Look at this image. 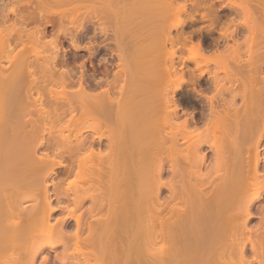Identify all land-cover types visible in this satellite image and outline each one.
Here are the masks:
<instances>
[{
    "label": "bare ground",
    "instance_id": "6f19581e",
    "mask_svg": "<svg viewBox=\"0 0 264 264\" xmlns=\"http://www.w3.org/2000/svg\"><path fill=\"white\" fill-rule=\"evenodd\" d=\"M32 1L36 3L34 7L37 10L35 9L36 11H34V12H33V10H31L30 15L28 12V16L31 17L35 13L36 15H34V16L37 17V14H38L39 19L40 18L44 19V23L50 22V19H47L48 17H50V15H58V16L64 17V18L67 17V18H69V23L72 24L73 22H75V20L78 17H82V16L84 17L85 14L86 15L91 14L95 18L98 15L102 14V16L106 17L108 24L110 21H112L111 23L114 24L113 28L115 27L113 30L114 32H115V29H116V31L123 32L124 30L128 29L130 27V25L133 26L136 23L135 22L136 20L134 21L135 23L133 21L131 22V20L133 17L132 14H134V13H132V10H136L137 7L134 9L133 7H131V5L135 6V4L136 3L138 4V2H139L138 0L135 2L133 0V2L135 3V4H133V3H131L132 0L130 2L128 0H27V3L32 2ZM75 1L78 3L75 4L74 3ZM141 1H142L141 3L143 4L142 6L143 7L145 6L144 9L147 11V12L144 11L143 12L144 14H142V16L143 15L146 16L143 20L141 19V21L144 22V24L141 21H140V23L138 21V23L142 24L143 26L147 25V24L149 25L152 22V20L154 18H156L157 15H158V17L160 15V17L162 16L164 18V16L168 14L167 17L170 18L169 15H171L172 13H177V14H173L171 17H174V15L179 16L182 12H185L187 9L185 2L180 3L179 1L176 2V0H141ZM228 1L231 2V4H232V2H233V4L238 3L237 5L239 6V8L241 7V10H246L248 8L246 6L248 3L246 5H244L242 0H239L237 3H236V0H228ZM246 2H248V1H246ZM11 6L8 7L9 8L8 11L10 10V12L16 13L15 8H17V7H15V4L13 5L15 8L14 7L11 8ZM148 8H150V10ZM144 9H142V10H144ZM127 10H129V11H127ZM162 10H163V12H162ZM165 10L167 12H164ZM247 10L249 11V9H247ZM20 12H21L20 10L17 12V14L19 13L18 14L19 17H21V14H22V13L20 14ZM126 12L128 13V15H126L127 14ZM138 12H140V11H138ZM130 15H131V17H129ZM139 16L141 17V15H139ZM5 17H6V15H5ZM35 17H33V20ZM167 17L165 16V18H167ZM193 17L194 16L192 15V18ZM246 17H248V16H246ZM133 18L135 19L136 17H133ZM36 19L38 20V18H36ZM36 19L34 21H36ZM62 19H60V20H62ZM17 20H19V19H17ZM30 20H31V18H30ZM45 20L46 21L49 20V21L45 22ZM106 20L104 21V23H106ZM159 20H156V21H159ZM248 20H250V19H248ZM16 21L15 20L13 22L9 21L10 22L9 24L8 23L3 24L2 27L0 28V62H1V60H7L9 62L8 66H10V64L12 65V67H10L11 68L10 70L8 69L9 67L6 68L8 70L7 71L6 69H4L5 66L2 65V63L0 64V84H1L0 86L4 90H6L8 85H11V86L13 85L15 90H16L15 93H17L16 94L17 96L13 95L14 97H16V99L11 98L12 92L10 93L11 96L9 99H6L7 96L5 97L6 101L2 100L4 98H2V99L0 98V117H2L4 120V121L3 120H1V121H3V123L5 122L7 125L6 126L7 128L3 127V123H1V121H0V124H2L1 125L2 127L0 126L1 127L0 129L3 130L4 128H6V130H9L8 132L6 131L7 133L5 132L6 134L4 135L5 141H7L6 142L7 145L5 144V148H4L5 149V154H4L5 158L0 159V168H1L0 170H2V174L0 175V264H34L35 255L38 253H41L44 250V248L52 249V248H54L60 244H63L65 246L64 251H66L67 250L66 245L69 241L68 239H70L71 236H73L75 238V240L80 243L79 245H81L77 249V251L80 253V257H79L80 259L77 258L79 260L78 261L79 264H92L93 262L91 261L92 260L91 258L93 257V260H94L95 259L94 257L97 256V252H98V259H97V257H96V259L99 261V262H97V264H109L108 261L106 260L107 259L106 256H107V254L109 255L108 252L110 250V248H109L110 247V238H109L110 236H109L108 232L111 230L112 226L110 227V225H109V223L111 221H108V214H109V212H110V214H113V213L115 214V212H118V210L120 211L121 209H119V207H118V210L112 213V209L114 211L115 206H118V204H116L115 206L113 204L116 202L115 200H117V199L119 200V202H120V200L121 201L124 200V199H120L121 196L126 197V193L124 195H121L124 192H126V188H125L124 184L125 185H127V184L123 180V179L126 180V177L123 178V175L125 176L127 174V173L126 174L124 173V172H126V168H125L124 172H123V170H122V172H120L119 169L120 168L122 169L123 166H121V164L123 165L124 160L125 159H126V161H128V160H127V158H125L122 163L121 162H119L118 164L116 163L118 160V155L121 153H119V154L116 153V151L119 152L120 149H115V147L117 146V148H119L118 146L122 145V144H124V145L120 147L121 150L124 151L128 145L129 147L126 149L127 153H128V149H130L129 151L131 152V146H132V151L134 150L133 153H135V150H138L141 157L144 155L143 156L144 163L139 168L137 166V168L139 170H142V173L144 176V177L140 176L141 178H143L142 182L144 181L141 184L142 187H140V190L144 191V189H145L144 193L146 195H144V196H146V197H144V199L146 198L148 203H149V204L145 203L146 205L148 204L147 206L150 207L152 205L153 207H157V204H162V206H164L163 202H165L166 199H163V202H161L159 200V192L164 187V188H168V190L170 192V196H173L175 199L176 198L182 199V206L179 204L180 202L178 201L179 203L174 202V204H172V206H171L172 208H174V207L178 208V206L181 208L184 207L183 205H185V204H183V202L185 199L183 200V197L187 193V196H189V198H193L195 203H196V205H195V203H193V205L196 208L194 206L193 207L195 209H199V208L201 209V210L199 209V211L201 213L200 214L201 217L203 218V221H201V223H200V225L202 226V222H203V226L200 227L201 230L199 228H197L200 233L198 232V234H197L198 236L196 235L197 241L196 242L193 241L195 243V244L193 243L194 244L193 247H189L187 245L189 243H186V245L184 244L183 246H180L176 242L178 247H174L173 244L171 245L168 241V236H167V235H169V232L167 233V231H166V221L165 220H167V219L159 218V222L157 221V223H159L158 226L160 227L159 229H157L159 232L155 231L154 233L156 235H157V233H159V236H160L159 239H161V244H160V246H157V245L156 246L160 249V251H159V253L156 252L158 254L157 258H155V256H156L154 253L155 251L153 252L154 254H150L152 256H148V258L151 259V260H149L147 258L146 262L148 264H251L252 261L245 256L246 237L244 236L245 235L244 229L246 228L245 227V223H247L246 221H248V219L251 217V205H252V203L261 198L262 192L264 190V181L260 178V173L258 171V165L260 162V158H259L260 154H259L258 144L261 142V139L264 137V94H263L264 89L260 86H256V83L258 84L259 81L260 82H261V80H262V82L264 81V76L259 75V73L257 72V66H258L257 64L258 63L256 64V61L257 62L261 61V59L264 61V51L262 52L261 50L258 49V51L252 52L250 50V52L248 54V56H250V61L251 62L255 61V64L252 63L254 65V70H252V68L250 69L253 72L252 73L249 72L250 74L243 75V78L241 81V95H242V101H243L242 107H241V105L240 106L236 105V103H235L236 94L235 93H233L231 95V98L224 100L223 105L220 107V109L216 108V106H213L214 104L211 103L212 108L210 109L211 112H209L210 114L206 120L207 121L206 127L203 130L192 131V130L188 129V120L186 117L183 120L178 121V122L175 120V116H177V110L179 108V104L177 103L176 99L174 98V93L176 92V90H178L181 87L182 83L185 82L186 80L183 76V73H178L177 68L174 65V57L176 56L177 48H175V42L176 41L173 37H171L172 35L170 34L171 26H169V28L167 27V31L164 29V27H163L164 25L162 26V24H161V30L159 29V27H158V29H155V30L153 29L155 32H152V34L154 35V38H157V39H153L152 38L153 35L151 33L148 34L150 37L146 34L148 37L147 39H150V40L146 41V39H144L145 40L144 43H146V42L147 43L146 44L143 43V45L141 44L142 46L139 45V43L137 42L139 40L136 41V38L134 37L135 41L137 42L136 46H134V48L136 49L137 44H138V48H139V46H141L139 48V50L137 49L138 53L137 52L134 53V48H129L130 46L128 47L129 49H131L129 51L130 52L133 51V52L132 53H129V52L125 53L123 46H122V42H121L123 40V38L122 39L120 38L121 41H119V39L116 40V44L118 47V56L120 57V60L124 59L123 68L121 67L122 71H123V73H122L123 83L120 85V88L118 90V92H119L118 94L122 95L123 93H126V95L125 94L122 95L123 97L122 96L120 97L119 95H118L119 96L118 97L116 95L118 97L117 101L119 102V99L121 101V102H119L120 103V105H119V103L117 104V101L115 99L117 97H115L114 99L111 98V94H110V90H109V88H110L109 86L111 84L109 82H108V84H106V87H104L100 90L101 92H98V91L97 92L96 91L91 92L90 90L86 89V87L81 82L82 80L78 83L77 90H75V91L71 90L70 91L68 88H66V86H67L66 81L67 80L65 78L68 76L69 71L66 69H63V68H62L63 70L60 69L58 66H56V62H55L56 58H57V54H58V49H59L57 46L58 44L56 42L58 41L57 38L59 36L57 37L55 35L57 37L56 38L54 36L56 39L52 38L50 40H44L45 27H41L40 26L41 24H39V23L37 24L35 22L36 23L35 26H33L32 29L30 27H28L29 28L28 29L25 27V25L24 26L19 25ZM20 23L22 24V22H20ZM61 23L62 22H60L59 26H58L59 31L62 30V32L63 31L65 32V27L63 26V23L62 24ZM138 23H137V27H138ZM166 23H165V25H166ZM184 23H185L184 20L183 19L181 20V18H180V20L176 19L174 24L172 23V26L173 25L174 26H178V25L180 26V25H183ZM249 23H251V22H249ZM153 24H154L153 27L160 25L159 23H157L156 25H155V23H153ZM101 25L103 27L105 25L109 26L107 24H101ZM134 26L131 28H134ZM253 26H255V23H253ZM162 27H163V29H162ZM246 27H248V26H246ZM105 28H103V29H105ZM103 29H101V30L103 31ZM107 29H109V28H107ZM248 29H249V27H248ZM250 29H252V28H250ZM135 30H136V28H135ZM153 30H151V31H153ZM157 30H158V32L156 33ZM255 30L256 29L253 28V31H255ZM137 31L139 33V30H137ZM147 31H148V29H147ZM255 32H253V34L250 36V41H248V42H250V44H248V45H251V44L253 45V44L260 42L261 38H258V36H260V35L256 36ZM138 33H136V34H138ZM115 34H116V36H118L117 32H115ZM123 34H126V33H123ZM144 34H145V32L143 33V35ZM143 35L141 37H144ZM126 36H127V34H126ZM137 36L140 37L139 35H137ZM145 38H146V36H145ZM128 39H129V37H128ZM152 40H154V42H152ZM156 40H158V41H156ZM135 41L133 43H135ZM179 41L180 40H178V42ZM139 42H141V41H139ZM167 42L168 43L170 42V47L168 49L166 48ZM18 44H20L21 46L19 49L18 48L16 49L15 46H18ZM40 44H43L42 46H45L44 47L45 49L46 48L48 49L50 46L53 47V49H52V51H48L49 49L48 50L44 49V51H42L41 47H40L41 50L39 49ZM133 45H135V44H133ZM160 45L163 46V48L165 47L167 50L166 51L167 55L161 52L162 55L163 54L166 55V57L164 56V58H166V59L163 58L164 60H167L166 63L161 62L162 66L161 65L159 67L157 66L156 70H155V67H156L155 66V63H156L155 59H152L149 62H147L148 64L151 63L150 68H149L148 64H147L148 66L144 65L143 63L146 62L145 58L148 60L153 55H155L156 52L158 53V54L156 53L157 56L160 54V52L158 51L159 47L161 48ZM73 46H75V45H73ZM76 47H77V44H76ZM131 47H133V46H131ZM198 47H200V42H198L196 44H192V46L189 48V54H190L189 58L195 62L196 67H200L202 65V63L206 65L209 62H215L217 64V66L220 68V70H222L225 73V78L227 77L228 79H230L229 74L233 71V69H231L228 66V59H230V58L233 59V57H235L236 55H239L238 52L236 51V49L233 50V53L231 55L222 54L220 56L221 58L218 57V59L213 60L212 58L208 57V55H203L201 52H199ZM256 47H258V46H256ZM150 49L152 50L151 51L152 53L150 52ZM153 49H155L157 51H155ZM159 50L162 51L163 49L161 48ZM141 51L143 53L140 54L139 52H141ZM145 51H146V53H145ZM31 55L33 56L32 59L34 61L33 60L32 61L34 63H35V61L40 60V58H42L41 62H43V65L42 66H41V64H40V66L38 65L39 66L38 69H40V67H41V69L44 70V72H45L44 74H46L47 77L45 75L44 76L46 77L47 81L49 80L48 82H50V81L56 82L54 76L58 72V71H56L57 67L61 70L58 72L60 82L58 81L59 78L57 79V81H58L57 83H60V86L58 85L59 89H57L56 87L55 88L49 87L48 93L52 98H54V100L58 99L59 97H61V98L65 97L66 98V99L64 98L66 100L64 102L67 104V108H69V109H67V108L66 109H67V111L70 110L69 112H70L71 116H70V118L68 117V119L65 122L60 123V121H59L60 116H61L60 112H61L62 107H59L60 110L58 113L57 103L55 104L56 106L55 105L53 106L51 104L52 105L51 107H48V108L45 107L46 109L43 108V104L41 103V100L44 96L42 95L43 96L42 97L40 95L41 94L40 92L37 93L36 97H33V103L35 105H38L39 108H41V110L38 109V111L39 110L41 111V112L39 111L40 115L38 114L39 115V116L37 115L38 117L31 115L30 109L28 110L27 108H25L26 106L23 105L24 103L21 104L23 106L16 107L17 106L16 104L18 102H19V104L21 103V99H22L21 95L24 96L23 97L24 99H25V96L27 98L32 99V97H30V96H33V95L31 94L32 92L31 93L29 92V88H31V85H32V83H34V81L35 82L38 81L37 80L38 76L34 75L35 74L33 72L34 69L33 70L31 69L28 71L26 70V69H29L27 67V65L31 63V60L29 58ZM141 55H143V56H141ZM141 57L142 58L144 57V58L142 59ZM141 59L144 60V62H142V64H141L142 66L139 65V63L141 62L139 60H141ZM158 60L159 59L157 58V65H159ZM137 61H139V63ZM41 62H38V63H41ZM134 63H135V66H134ZM137 65L139 67L136 68ZM24 66L27 67L25 69L26 71L25 70L22 71ZM28 66H30V65H28ZM6 67H7V65H6ZM145 67H147L149 70ZM17 68L18 69L21 68V69L17 70ZM151 69L154 71V73ZM5 70L7 73H5ZM20 70L22 72H24V71L28 72V73L24 72L25 76L29 75L28 78L31 77L29 79L26 78L27 81L29 80V82H28L29 84L26 87H24L25 76L22 77V75L24 73H22ZM43 70H41V71H43ZM134 70H136V71H134ZM142 70H145V72ZM17 72H18V74H17ZM136 72H138V73H136ZM143 72L145 74H143ZM151 72H152V74H151ZM203 72H204V70L200 71V73H203ZM58 73L56 76H58ZM257 73H258V75H257ZM20 74H22V75L19 76ZM139 74L142 77L139 76ZM149 74L151 75L150 78H149V76H150ZM213 76L215 79L216 87H221L222 85H221L220 81L216 78L215 73L213 74ZM135 77L137 78L136 79L137 81L135 80ZM139 78L141 80H142V78H144V79L146 78V79L145 80L143 79L142 80L143 83L141 84V82H140L141 80ZM147 78H148V80H147ZM42 79H44V78H42ZM44 81H45V79H44ZM171 81L173 82V84L170 83ZM135 82L138 84L135 85L134 84ZM146 82L147 83L149 82V83L147 84ZM139 84H140V86H139ZM169 84H172L174 86H172V88L169 89L168 88ZM5 85H7V86H5ZM2 88H0V89H2ZM4 90L0 91L1 94L4 92ZM7 91L8 90H6V92ZM38 91H39V89H38ZM69 91H70V93H72V91H73L75 94L72 93V95H69L68 94ZM3 94L7 95V93H3ZM2 95H0V97ZM48 100H50V99L48 98L47 101ZM113 100H115L114 104H113ZM126 100H128V101L126 103H124L125 104L124 105L123 102ZM210 100H211V102H213L212 97H210ZM42 102H43V100H42ZM62 102H63V99H62ZM115 102H116L117 107H119L121 109L126 108V109H128L127 112H129V111L131 112V113L129 112L130 113L129 116L126 114L127 117L124 118L125 120H123V116L125 115L124 113H127V112H125L124 109H122L123 112L121 113L119 111V108H116L117 109L116 111L121 113V114L116 113V111H115V113L111 111V108L116 107ZM26 103H27V105L29 104L27 107H30V104L32 102H30V103L26 102ZM131 103L133 105H131ZM121 104H122V107H121ZM128 106H129V108H128ZM133 106H135V107H133ZM76 107H78L80 109H78ZM130 107H131V109L134 108L133 110H135V109L136 110L132 111V110H130ZM63 109H65V108H62V110ZM75 109L80 110L78 112V113H80L79 115H77L78 113L77 114L74 113ZM53 111H57V115H54ZM62 112L64 113V111H62ZM76 112H77V110H76ZM111 113H113V114H111ZM27 114H30L32 116L31 120L33 119V117H37L39 119L35 118V119H33V122L31 123V120H30V122L27 120L29 118V117H26ZM120 115H122V118L120 117ZM13 117H17V118L13 119ZM17 119H19V120H17ZM57 120L59 121L58 122L59 124H57ZM61 120H65V119H61ZM8 121H10V122H8ZM14 121H16V122L14 123ZM45 121L49 122L48 123L49 124L48 125L49 126L48 132H51V129H53V128H56L60 131V132L58 131L59 135H57L56 137L60 136L63 143L65 144L67 149L69 148V150L71 149L70 146H72L74 143V141L72 143V138L70 137L71 135L69 133H71V131L73 129H77V131L82 132L81 130H78V129H81L84 126L85 127L88 126L91 129L97 130L95 137H97L99 140L102 139L103 137L107 138L109 155L115 156V157L117 155V158H116L117 160H114L113 157H110V158H113V160L115 161V162H112V164H111V167L113 168V172L114 171L118 172V170H119V172L116 174L122 175L121 176L122 179H119L120 175H119V177L117 176L119 179L118 181L120 183L115 187V190L117 192H119V194L116 192V194H117L116 196L118 198L116 196L113 197V194H112V203L113 204L112 205L110 204L112 207V209L110 207L111 211H110V209L106 208L107 209L106 212L104 214H102L100 217H97L95 219L97 224L99 223V225L101 226L100 228L98 227V229H97L96 225L93 227V224L91 226V222L87 221V219H85L81 213L75 214V209L77 208V206L82 204V202L87 198H90V201L92 202L90 208L93 209V207H95V210L99 209L103 205L102 202L104 199H107L106 201H108L107 195L103 196V193H101V186L103 184V181H104V183H106L105 182L106 180H102L103 166L101 164V160L106 159L108 157L107 154L105 155L107 150L103 154L102 152H100L99 149H98L99 151L94 150V148L92 147L91 144L88 146L89 148H87V150L85 152H83L81 156H79V159H78L79 165L77 166L79 174L77 176L78 177L77 179L81 180V182H82V180L85 181L87 179V178L85 179V176H84V172H85L86 168L91 169L89 167H92V169L93 168L96 169L97 175L94 177V179L91 178V180H94L93 183L96 181V184L94 183V186L96 185V189L95 188L94 189L97 192H98V187H100L99 188L100 192H98L99 196L95 191H94L95 194H91L92 193V191H91V193H90L91 195H87V193L89 194V191H87V190H89V187L87 190L85 188H87L88 185L90 186V184H88L89 182L87 183V186L83 184L86 187H82V189H81L80 188L81 184H80V187L77 189V191H75V192L71 191L73 194L71 199L73 200L74 207L69 208L68 212H67L68 215L66 214L65 216L73 217L75 220L76 227H75L73 233L65 231L61 227L65 217L63 219H60V222H58L59 221V219H58L57 222L60 224L55 225L56 223L55 224L50 223V214H51V212H53L55 210V208L52 207L50 204V200H49L47 189H46L45 176H46V174H50L49 172L52 170V168L50 167V164H49L50 162L48 163V161H50L52 159V156L47 154V153L45 155H42V156L39 155L38 156L36 154V151H35V148L37 146L41 145L44 141L43 135H40V134H42L40 132L43 131L42 127L45 126ZM5 123H4V125H5ZM124 123L127 126H125ZM55 125H57V127ZM27 127L29 129H27ZM39 128L40 129L42 128L41 131L39 130ZM226 128H229V129H227L225 131ZM257 128H258V130L259 129H261V130H259V132L255 136V134L257 132L256 131ZM64 130H66V132L67 131L68 132L63 133ZM120 130L121 131L124 130L123 131L124 133L121 132ZM115 131H116V135H115ZM127 132H128V136H125V135H127ZM29 133L31 136L29 135V137H28ZM78 133L76 135H74L75 137H73V138L77 139ZM120 133H122V136H120L121 135ZM3 134L4 133H2L0 135V137H2ZM53 136H54V134H53ZM113 136L114 137L116 136L115 138H118V139H120L121 137L123 139L125 136V138H124L125 140L123 139V141H125V142L115 145L114 141L116 139L113 140V138H114ZM27 137L29 139L26 141H29V140H32V141L27 142L28 144L25 142V144L29 145V148H32V151H28V154H25V158L27 159V157H28V160H26L25 158H23L24 160L23 159L20 160L22 158V156L24 157V155H23L24 153L22 154V156H20V154H19V156H20L19 157L18 156V150L20 153V149L26 148V147H24V145H25L24 141H25V138H27ZM4 138L2 137L1 139L3 140ZM92 138H93V136H92ZM128 138H130V139H128ZM134 138L136 140H133ZM166 138H168L169 139L168 142L171 143V144L169 143V146H168V144L167 145L165 144V146H168V147L164 146V143H167ZM179 139H184V141L186 140L187 143L190 141V143H189L190 144V146H189L190 152L188 149L187 150L188 152L186 153V150H185V154H184V150L182 151V149L180 148ZM57 140H58V138H57ZM77 141L79 142V145L81 144L82 147H84L83 145L85 144L86 140H83V138H80V139H77ZM206 141L209 142L208 145L209 144L211 145V149L213 151L214 156H213V162H211V164L208 167V169L206 170V172H202L201 171V165L204 163L205 155L201 153L200 147H202V145L204 143H206ZM86 142H88V141H86ZM3 143H5L4 140H3ZM0 144H1V141H0ZM2 146H4V145H2ZM124 147H125V149H124ZM24 149H22V150H24ZM26 150H27V148H26ZM23 152H25V151H23ZM29 152H31V153H29ZM130 152L128 153V155L130 154ZM228 152L232 155L231 157L233 158L234 161L232 160V158L230 157ZM114 153H116V154H114ZM7 154H9V156ZM111 154H113V155H111ZM136 154H137V151H136ZM136 154H134L135 157H133V156L132 157L136 158L137 157ZM26 155H27V157H26ZM28 155H30L31 157L33 156V157L29 158ZM104 155L107 157L104 158ZM183 156L184 157L185 156L191 157V163H192L193 167L196 166V169L193 168L190 171L189 180L186 179V181L182 180V178H181L183 176V169H182L181 165L176 163V161H180L179 159L182 158ZM93 157L95 159L99 160V163H89L88 162L89 159L93 158ZM138 157H139V154H138ZM145 157L149 159L148 160L149 162H147V160H145L146 159ZM41 159L42 160L45 159L46 160L45 162H47L49 165L47 163H46L47 164L46 166L44 164L42 165L43 161ZM120 159H121V157H120ZM136 159L134 161H136ZM38 160H41L42 162L38 161ZM129 160H131V159H129ZM141 160H142V158H141ZM166 160H169L172 162L171 163L172 164V166H171L172 172H173L172 175L173 176L177 175V174H178V176L180 175L178 177V179L169 180V182L162 180L161 174H162L164 162ZM263 160H264V155H263ZM137 162H140V160ZM58 164H61V163L58 162ZM119 164L121 167L119 166ZM174 164H177V166H174ZM141 167H142V169H140ZM221 168L225 169L224 173L218 172V171H220ZM138 169H136V172H135L136 174L138 172ZM215 171L218 172L219 174L220 173L222 174V175L220 174L221 178L219 177L220 180L216 183L214 181V176H215V174L218 176H220V175L217 174ZM43 172L44 173L46 172V174L43 175L42 174ZM122 173H124V174H122ZM110 174H111V170H110ZM117 177H116V179H117ZM204 177H205V179L207 178L206 183H204L205 182ZM173 178L174 177L171 176L170 179H173ZM112 179H113V182L115 184H117V182L114 181L115 178H112ZM74 180H76V179H74ZM91 180H88V181H91ZM140 180L141 179H139V182H140ZM200 180H203L204 184L201 183L202 181H200ZM108 181L111 182L110 179H108ZM75 182L76 181H74V184H76ZM121 182H124V183H121ZM90 183H92V182H90ZM69 185H71V184H69ZM121 185L123 186L122 189H121ZM208 186H211L210 189H208V190L205 189V187H208ZM66 188H68V187H66ZM118 188H120L122 191ZM79 189H80V192H79ZM32 190L33 191L34 190L39 191V193H38V191L37 192L34 191V194L33 193L32 194L35 195L34 197H37L38 199L41 200V202H40L41 204L40 205H37V204L34 205L33 204L34 207L32 206L29 209H28V207L27 208L20 207V205H22V204H20V200L23 198L26 199L27 197H29ZM81 190H84V192L85 191L86 192L83 193ZM68 192L69 191H67V192L65 191V194ZM100 194H102V195H100ZM188 194H190V195H188ZM190 196H192V197H190ZM140 198H141V196H140ZM146 199L144 201H146ZM196 199H198V200H196ZM150 202H152L153 204H156V205L154 206ZM141 203H142V201H141ZM143 205H142V207H143ZM108 206H109V202H108ZM162 206H160V207H162ZM144 208H145V206H144ZM147 208H145V209H147ZM150 208H149V210H152V207H150ZM157 208H159V206ZM194 208H192L191 210H193ZM210 208H213L214 211L212 212V209H210ZM145 209H144V211L142 209V211L144 213L143 218L144 217L147 218V216H148V215L146 216L147 213H145L146 212ZM149 210L147 209L148 212H149ZM170 210H172V209H170ZM193 211H192V213H193ZM195 211H194V213H195ZM151 213H152V211L148 214H151ZM189 213H191V212L187 213L188 216H189ZM8 215H10L11 217L9 216V218H8ZM194 215H196V213ZM263 215H264V213H263ZM115 216L116 215H114L113 217H115ZM150 216L151 215H149V217ZM152 216H154V215L152 214ZM98 218H99V220H98ZM145 218H144V220H145ZM202 218L199 219V222H200V220H202ZM8 219H10V220H8ZM261 219H262L261 220V222H262L264 219V216H262ZM152 220H153V218H152ZM237 220H239V221L236 222ZM184 221H186V220H184ZM148 222L150 223L149 220H148ZM153 223L151 225L152 226L151 229H153V225L155 224V223L154 224ZM150 224H148V225L150 226ZM114 225L115 224H113V226ZM55 227H58V228L56 229ZM85 227L87 228V234L82 236L81 233ZM115 227H116V225L114 226V228H112V230L115 229ZM146 227H148V226H146ZM260 228H261V225H258V227L255 228V231L256 230L258 231ZM93 229L94 230L97 229V232L93 231ZM197 229H196V232H197ZM248 232H249V230H248ZM257 233H258V235L256 234L255 235L256 237L253 238L250 236L251 238L250 237H249V239L247 238V241L250 240V242H251V248L253 249L254 254L256 256L257 263L258 264H264V233H261V232H257ZM172 234L170 233V235H172ZM180 234H181V232H180ZM232 234H234L233 238H231ZM156 235H155V237H156ZM194 235H193V237H194ZM179 236H178V238H179ZM247 236H249V235H247ZM169 238L172 239L171 236H169ZM92 239H94V240H92ZM186 239H187V237H186ZM154 240H155V238L153 239L152 242H154ZM90 241H91V243H93L94 246L96 244V246L98 248L97 249L95 247L98 251L93 253L94 256L91 254L92 252L91 253L89 252V250L91 251ZM156 241H157V239H156ZM178 241H180V240H178ZM170 242H171V240H170ZM153 244H155V243H153ZM176 244H175V246H176ZM151 245H152V243H151ZM88 246H90V249ZM145 246H144V248H145ZM141 247H140V250H142ZM138 249H139V247H138ZM147 249H148V247H147ZM151 249H153V248H151ZM143 251H145V249ZM147 251H148L147 253L149 254V250H147ZM73 252H74V250L71 251V253H73ZM68 253L69 252L66 251V254H68ZM142 253L140 254L141 257H142ZM150 253H151V251H150ZM143 254H145V252ZM146 254H145V257H146ZM60 255H63V254H60ZM60 255L57 256V254H56L55 257H57L59 259V257H61ZM192 255L194 256L193 261L191 259ZM103 257H105V259ZM180 257H182V258L180 259ZM226 257H229L230 260L225 261ZM45 259H46V257L43 258V260H45ZM154 259H156V260H154ZM143 260H145V259H143ZM148 260H149V262H148ZM113 261H115V260L113 259ZM111 262H112V260H111ZM146 262H145V264H147ZM114 263L120 264L121 261L116 260Z\"/></svg>",
    "mask_w": 264,
    "mask_h": 264
},
{
    "label": "rangeland",
    "instance_id": "374dc122",
    "mask_svg": "<svg viewBox=\"0 0 264 264\" xmlns=\"http://www.w3.org/2000/svg\"><path fill=\"white\" fill-rule=\"evenodd\" d=\"M128 1L130 2L131 0H128ZM135 1H137V0H134V2ZM138 1L139 2H138V4L136 3L137 4L136 5L133 2V0H132L131 3L135 4V6L131 5V7H133L134 9L136 7L137 8H136V10H132V13H134V14H132L130 12L133 17H136L135 19L132 17V20H131V22L132 21L134 22L136 20L135 21L136 23L134 22L136 25L133 23L136 27L132 24L134 26V28H131L133 26H131L129 24L130 27L128 29L124 30L123 32L116 31V29H115V32H117L118 36H116L115 32L113 31L115 27L113 28L114 24L111 23L112 21H110L109 24H108L107 20H106V17L102 16V14L98 15L96 18L94 16H92L91 14H89V15L85 14L84 17L83 16L82 17H78L77 18L78 20L76 19L75 22H73L72 24L69 23V18H67V17L64 18V17H60L58 15H50V17L47 18V19H50V22H47L49 20H47V21L45 20V22H47V23H44V19H41V18L39 19L38 14H37V17L34 16V15H36L35 13L31 17L28 16V12H29V15H30L31 10H33V12H34L37 9L34 7L35 4H36L35 2L32 1V2L27 3V0H0V28L2 27L3 24H6V23L9 24L10 22H13L14 20L16 21L17 19H19L20 21L17 20L16 22L19 25H22V26L25 25L26 28L30 27L32 29L33 26H35L36 23L37 24L38 23L41 24L40 25L41 27H45L44 40H50L52 38L54 39L56 36L57 37L59 36L58 38L56 37L57 40H58L56 43L58 44L57 46H58L59 49H58V54H57V58H56L55 62H56V66H58L60 69L63 68V69H66V70L69 71L70 75L69 74H68V76L66 75L68 78L65 76L66 77L65 79L68 81V82L66 81V84H67L66 88H68L70 91L71 90L75 91V90H77L78 83L82 80L81 82L86 87V89L90 90L91 92L92 91L101 92L100 90L102 88L106 87V84H108V82H109L111 84L109 86L110 87L109 90H110L111 98L114 99L118 95L120 97L122 95H124V94L126 95V93H123L122 95L118 94L119 93L118 90L120 88V85L123 83V80H122V73H123L122 68H123V65H124L123 64L124 63L123 62L124 59L120 60V57L118 56V47H117V44H116V40L119 39V41H121L120 38L121 39L123 38V40L121 42H122V46H123L124 52L125 53H128V52L132 53L133 51L130 52L129 50H131V49H129V48H134V46H136L137 42L139 43V45H141V44L143 45V43L145 41L144 39H146V41L150 40V39H147L148 38L147 35L149 33L152 34V32H155L154 30L158 29V27L161 30V24H162V26L164 25L163 27H164V29L166 31H167V27L169 28V26H171L170 34L172 35L171 37H173L175 39V41H176L175 42V48H177L176 56L174 57V65L177 68V72L178 73H183V76H184V78L186 80L185 82L182 83L181 87L178 90H176V92L174 93V98L176 99L177 103L179 104V108L177 110V116H175V120L178 122V121L183 120L186 117L187 120H188V129L189 130H192V131L203 130L206 127V122H207L206 120H207V118H208V116L210 114L209 112H211V110H210L212 108L211 105L214 104L213 106H216V108L220 109V107L223 105L224 100H227V99L231 98V95L233 93L236 94V101H235L236 105L237 106L241 105V107H242L243 101H242V95H241V81H242L243 75H247V74H250V73L253 72L250 69L252 68V70H254V65L253 64H255V61H253V62L250 61V56H248V54H249L250 50L252 52L253 51H258V49L261 50L262 52L264 51V0H242L244 5H246L248 3L246 6L248 7L247 9H249V11L247 9L246 10H241V7L239 8V6L237 5L238 4L237 2L239 0H236L237 4H233V2L231 4V2H229L228 0H176V2L179 1L180 3L181 2H185L186 3V6H187L186 11L182 12L179 16L177 15L178 17L176 15H174V17H171L173 14H177V13H172L171 15H169L170 18L167 17L168 14L166 13L167 15H165V16L167 18H165V16H164V18L161 16L163 19L160 17V15H159V17H158V15L157 16L155 15L156 18L158 17L160 20L158 18L157 19L154 18L152 20V22L149 24L150 26L148 24H147L148 26L147 25L143 26L142 24H139L141 19L143 20L146 17L144 15L142 16V14H144L143 12L146 11V10L144 9L145 6L144 7L142 6L143 5L141 3L142 1L141 0H138ZM246 1H248V2H246ZM74 3L76 4L78 2L75 1ZM14 4H15V7H17V8H15L13 6ZM10 6H11V8L12 7L15 8V12L16 13H12V12H10V10L8 11V9H9L8 7H10ZM142 9H144V10H142ZM148 9L150 10V8H148ZM19 10L21 11L20 14L22 13L21 17H19V15H18L19 13L17 14V12ZM129 10H127V11H129ZM163 10H162V12H163ZM138 11H140V12H138ZM164 12H167V11L165 10ZM5 15H6V17H5ZM126 15H128V13ZM139 15H141L142 18ZM192 15L194 16L193 18H192ZM246 16H248V17H246ZM29 17L31 18V20H30ZM33 17H35L34 20L36 18H38L39 21L37 19H36V21H34ZM129 17H131V15ZM175 18L177 20H180V18H181V20L183 19L185 23L183 25H180V26L179 25L178 26H174V25L172 26V23L174 24V22L176 21ZM60 19H62V20H60ZM248 19H250V20H248ZM105 20H106V23H104ZM156 20H159V21H156ZM138 21H139V23H138ZM20 22H22V24ZM60 22L63 23V26L65 27V32L64 31L62 32V30L59 31V27L58 26H59ZM249 22H251V23H249ZM137 23H138V27H137ZM142 23L144 24V22H142ZM153 23H155V25L157 23H159L160 25L153 27L154 26ZM165 23H166V25H165ZM253 23H255V26H253ZM101 24H107L109 26L105 25L103 27ZM246 26H248L249 29ZM163 27H162V29H163ZM103 28H105L106 30L103 29ZM107 28H109V29H107ZM135 28H136V30H135ZM250 28H252V29H250ZM253 28L256 29L255 30L256 32L253 31ZM101 29H103V31ZM147 29H148L149 32L147 31ZM137 30H139L140 34L138 33ZM151 30H153V31H151ZM144 32H145V34L143 35ZM157 32H158V30L156 31V33ZM253 32L256 33V36L260 35V36H258V38H261V40H260L261 43L258 42V43L253 44V45L252 44L248 45V44H250V42H248V41H250V36L253 34ZM123 33H126L127 36H126V34H123ZM136 33H138V34H136ZM137 35H139L140 37H138ZM142 35L144 37H141ZM145 36H146V38H145ZM128 37H129V39H128ZM134 37L136 38V41L139 40V41H141V42L143 41V42L142 43L139 42V41L136 42ZM152 38L153 39H157V38H154V35H153ZM178 40H180L181 42L179 41L180 42L179 43ZM134 41H135V43H133ZM156 41H158V40H156ZM152 42H154V40H152ZM198 42H200V47H198L199 52H201L203 55H208V57L212 58L213 60L218 59V57H220L222 54L231 55L233 53V50L236 49V51L238 52L239 55H236L235 57H233V59L232 58L228 59V66L231 69H233V71L229 74V78L230 79H228L227 77L225 78V73L222 70H220V68L217 66V64L215 62H209L206 65L202 63V65L200 67H196L195 62L192 59L189 58V56H190L189 48L192 46V44H196ZM146 43H144V44H146ZM167 43H166V48L168 49L170 47V42L168 44ZM76 44H77L78 48L76 47ZM133 44H135V45H133ZM42 45L43 44L39 45V49L41 47L42 51H44V49H45L44 47L45 46H42ZM73 45H75V46H73ZM255 45L258 46V47H256ZM20 46L21 45L18 44V46H15V48L19 49ZM131 46H133V47H131ZM141 46H139V48ZM139 48H138V44H137L136 49L134 48V53L135 52L138 53ZM161 48L164 51L163 50L160 51L159 49H161ZM161 48L159 47V49H158V51L160 52V54H159L160 56L159 55L157 56L156 55L157 52H156L155 55H153V56L151 55L152 57L149 58L148 60L145 58V61H146L145 63L146 64L145 63H143V64L147 65L148 64L147 62H149L152 59H155L156 63L154 61L153 62L155 63V66H156L155 70H156L157 66L158 67L160 65L162 66L163 62L166 63L167 60H164V59H166V58H164V56L166 57V55H167L166 51L167 50H166L165 47L163 48V46H161ZM48 49L46 48L45 50L52 51L53 47L50 46ZM153 50H155V49H153ZM151 51L152 50L150 49V52ZM155 51H157V50H155ZM161 52L166 54V55H164V54L162 55ZM139 53L141 54L143 52L141 51ZM145 53H146V51H145ZM141 56H143V55H141ZM32 57H33L32 55L29 57L30 60H31V63L28 64L30 66L27 65V67L29 69H26L27 67L24 66L22 71L25 70V69L27 71L31 70V69L32 70L34 69L33 72L35 74L34 73L33 74L35 76L36 75L38 76V79H37L38 81H36V82L34 81V83H32V85H31V88H29V92L30 93L32 92L31 94L33 95V96H30V97H32V99L31 98H27L26 96H25V99H24L23 98L24 96L21 95L22 96L21 97L22 98L21 99V103L19 104V102H18L16 104L17 105L16 107H21V106L24 105V106H26L25 108H27L28 110L30 109V114L31 115H33V116H37L38 114L40 115L41 108H39L38 105H35L33 103V97H36L37 93L40 92L41 93L40 95L44 96V97L42 96L43 97L42 98L43 102L41 100V103L43 104V108L44 109H46L48 107H51L52 105L54 106L56 103H57V106H58V113H59V110H60L59 107L65 108L63 110L61 108V112H60L61 116H60V119H59L60 123L65 122L68 119V117L70 118V116H71L70 112H69L70 110L67 111V109H69V108H67V104L64 102V101H66L65 100L66 98L65 97H62V98L59 97L58 98L59 100L58 99L54 100V98H52L49 95V93H48V88L49 87H54V88L56 87L57 89H59L58 87L60 86V83H57L58 81L60 82V78H59V73L58 72L61 71V70L57 67L56 71H58L57 72L58 76H56L57 73L54 76L56 82L55 81L54 82H52V81L48 82L49 80L47 81V79H46L47 75L44 74L45 73L44 70L41 69V67H40V69L43 70V71L38 69L40 64H41V66L43 65V62H41L42 58H40V60L35 61V63H34L33 62L34 60L32 59ZM157 58L159 59L158 60L159 65H157ZM142 59L139 60V61H141L140 63H139V61H137L140 66H142L141 64H142V62H144V60H142ZM36 62L37 63L41 62V63L37 64ZM1 63H2V65L5 66L4 69L9 67L8 69L10 70L11 69L10 67H12L11 64H10V66H8L9 62L7 60H1L0 64ZM135 63H134V66H135ZM150 64H148L149 68H150ZM256 64L258 65L257 66V72L259 73V75L264 76V61L261 59V61H258V62L256 61ZM6 65H7V67H6ZM36 65L37 66L39 65V66L37 67ZM137 67H139V66L137 65L136 68ZM145 68H147V67H145ZM19 69H21V68H19ZM19 69L17 68V70H19ZM6 70H5V73H7ZM201 70H204V72L200 73ZM134 71H136V70H134ZM142 71L145 72V70H142ZM24 72H22V73H24ZM144 72H143V74H145ZM25 73H28V72H25ZM25 73L23 75L20 74L19 76L22 75V77H24ZM136 73H138V72H136ZM153 73H154V71H153ZM214 73H215L216 78L220 81V83L222 85L221 87H216L215 79H214V76H213ZM258 73H257V75H258ZM17 74H18V72H17ZM140 74H139V76H141ZM151 74H152V72H151ZM26 76H25V82H24L25 85H24V87L28 86V84H29L28 83L29 80L27 81V79H26V78H28L29 75H26ZM150 77H151V75L149 76V78ZM29 78H31V77H29ZM42 78H44L45 81ZM58 78H59V80L57 81ZM136 79L137 78L135 77V80ZM143 79L144 78H142V80ZM142 80L140 81L141 84L143 83ZM147 80H148V78H147ZM261 82H262V80H261ZM261 82L259 81L258 84L256 83V86H260V87H262L264 89V81L262 83ZM170 83L173 84L172 81ZM134 84L136 85L138 83L135 82ZM172 84H169V87H168L169 89H171L172 86H174ZM5 86H7V85H5ZM12 86L11 85L7 86V89H6V90H8L7 92H6V90H4L0 86V88H2V89H0V91L4 90L3 93H7V95L3 94V93H2L3 94L2 95L1 92H0V95H2L0 98L1 99L4 98L2 100L6 101V99H9L11 95H12L11 98H15L16 99V97H14L13 95L17 96L16 95L17 93H15L16 90H15L14 86L13 87ZM139 86H140V84H139ZM38 89H39V91H38ZM70 91L68 92V94L72 95V93H74V92L72 91V93H70ZM10 93H11V95H10ZM263 94H264V90H263ZM5 97H6V99H5ZM118 97L115 98L116 101H117ZM210 97H212V101L213 102H211ZM48 98L50 100L47 101ZM62 99H63L64 103L62 102ZM114 101L115 100H113V104H114ZM127 101L128 100H126L124 102L122 101V102L124 104ZM26 102H28V103L32 102L30 104L31 108L27 107L29 104L27 105ZM119 102H121L120 99H119ZM119 102L117 101V104ZM21 104H23V105H21ZM119 105H120V103H119ZM131 105H133V104L131 103ZM115 106H116L115 108H111V111L114 112V113L117 110L116 108H119V107H117L116 102H115ZM121 107H122V104H121ZM131 107H130V110H132V111L136 110V109L133 110L134 108L131 109ZM133 107H135V106H133ZM76 108H78V107H76ZM128 108H129V106H128ZM38 109H40L39 110L40 112L38 111ZM78 109H80V108H78ZM78 109H75L74 113L77 114L80 111ZM122 109H124L125 112H127V110H128L126 108H122ZM122 109L119 108V111L121 113L123 112ZM76 110H77V112H76ZM62 111H64V113ZM53 112H54V115H57V111H53ZM129 112L124 113L125 115L123 114L124 115L123 116V120H125L124 118H126L127 115L129 116V114L131 113V112L130 113ZM116 113H119V112L116 111ZM121 113H119V114H121ZM30 114H27V116H26V117L30 118V119L29 118L27 119L29 122H30L31 117H32ZM79 114L80 113H78L77 115H79ZM111 114H113V113H111ZM37 117H33V119H35ZM120 117L122 118V115H120ZM1 118L2 117H0V121L3 120V118L2 119ZM16 118L17 117H13V119H16ZM33 119L31 120V123L33 122ZM37 119H39V118H37ZM61 119H65V120H61ZM17 120H19V119H17ZM3 121H1V123H3ZM10 121H8V122H10ZM59 121L57 120V124H59L58 123ZM15 122L16 121H14V123ZM4 123H3V127H6L7 125H6V123L4 125ZM48 123H49L48 121H45V126L42 127L43 131L40 132V133H42L40 135H43L44 141H43V143L41 145H39V146H37L35 148V151H36V154L38 156L39 155L40 156L45 155L46 153L52 156V159L50 161H48V163L50 162L49 164H50V167L52 168V170L49 172L50 174H46V172L42 173L43 175L46 174L45 183H46V189H47L48 197H49V200H50V204H51L52 207L56 208V210H54L50 214V223L51 224L52 223L53 224L56 223L55 225L60 224V223H58V222H60V219H63L65 217L61 227L63 228V230L73 233L74 229L76 227L75 220H74L73 217L65 216L66 214L68 215V213H67L68 209L74 207L73 200L71 199V197L73 195L71 191H74V192L77 191V189L80 187V184H81L80 188L82 189V187H86L87 183L89 182L88 184H90V186L88 185L87 188H85L87 190L88 187H89V190H87V191H89V194L87 193V195L95 194L94 193V191H95L98 194V196H99L98 192H100V189H99L100 187H98V186H97L98 187V192L95 190L96 189V185L94 186V183L96 184V181L93 183L94 180H91V178L94 179V177L97 175L96 169H94V168L92 169V167H89L91 169L86 168V170L84 172V176H85V179L86 178L87 179L85 181L82 180L83 183L81 182V180L77 179L78 178L77 176L79 174L78 173V167H77L79 165V160H78L79 156H81L82 153L85 152L87 150V148H89L88 146L90 144L92 145V147L96 151L100 150V152H102L103 154H104V152H106V150L108 152V145H107L108 141H107V138H105V137H103L102 139L99 140L97 137H95V135L97 133L96 129H91L88 126H86L87 127L86 128L84 126L83 128L78 129V130H81L82 132L77 131V129H73L71 131V133H69L71 135L70 137L72 138V143L74 141L73 145L71 144L72 146H70L71 149L69 150V148L67 149V147L63 143V141L60 138V136L56 137L57 135H59V132H60L58 129L53 128V129H51V132H48V129H49L48 128L49 127ZM1 125L2 124H0V126ZM55 126L57 127V125H55ZM125 126H127V125L125 124ZM6 128H4L5 130L3 128H2L3 130L0 129V135L2 133H4L3 136H2L3 138H4V135L9 131V130H6ZM27 129H29V128L27 127ZM41 129L39 128L40 131H41ZM227 129H229V128H226L225 131ZM259 130H261V129H259ZM259 130H258V128L256 129L257 132L255 131L256 132L255 136L257 135ZM123 131H121V132H123ZM67 132H66V130H64L63 133H67ZM77 133H78V135H77L78 138L77 139L83 138V140L88 141V142L85 141V144L83 145L84 147H82L81 144L79 145V142L77 141V139L73 138V137H75L74 135H76ZM53 134H54V136H53ZM120 134L119 135L122 136V133H120ZM29 135H30V133L28 134V137H29ZM115 135H116V131H115ZM92 136H93V138H92ZM125 136H128V132H127V135H125ZM125 136H124V138H125ZM2 137H0V141H1V144H0V159L5 158L4 157L5 156L4 155L5 154V149L4 148H5V144L7 145V143H6L7 141H5V138L3 139L5 143H3V140L1 139ZM28 137L25 138L24 144H25V142L27 143V142H31L32 141V140L26 141V140L29 139ZM115 137L113 138V140L116 139L114 141L115 145L125 142V141H123L124 138L122 139V137H121L120 139H118V138H115ZM57 138H58V140H57ZM128 139H130V138H128ZM166 139H167V143H164V146H165V144L166 145L168 144V146H169V143H170V142H168L169 139L168 138H166ZM133 140H136V139L134 138ZM208 141H206V143H204L202 145V147H200L201 153L205 155L204 163L201 165V171L202 172H206V170L210 166L211 162H213L214 154H213V151L211 149V145L210 144L208 145V143H209ZM189 143H190V141L187 143L186 140L184 141V139H179V145H180V148L182 149V151L184 150V154H185V150H186V153L188 152L187 151L188 149H189V152H190V148H189L190 144ZM2 145H4V146H2ZM123 145L124 144L119 145L118 146L119 148H117V146L115 147V149H120V151L118 150L119 152L116 151V153H118V154L121 153V154L118 155V160L121 157V159L119 161L116 159L117 155H116V157L115 156H110L109 152L105 153V155L107 154L108 157L104 155V158H106V157L107 158L101 160V164L103 166L102 180H106L105 181L106 183H104V181H103V184L101 186V193H103V196L107 195L108 201H106L107 199H104L103 202H102L103 205L99 209L95 210V207H93V209L90 208L92 202L90 201V198H87V199H85L82 202V204L77 206V208L75 209V214L81 213L84 216V218L87 219V221L91 222V226L93 224V227L96 225L97 229H98V227L100 228L101 226L99 225V223L97 224L95 219L97 217H100L102 214H104L106 212V210H107L106 208L110 209L111 205L113 204L112 203V194H113V197L117 195L116 194L117 191L115 190V187L120 183L118 180L122 179L121 178L122 175L116 174V173H118L119 170H120V172H122V170L124 172V170L126 168V172H124V173L125 174L127 173V174L125 176L123 175V178L126 177V180L123 179L125 181V183L127 184V185L124 184V186L126 188V192L121 194V195H124L126 193V197L125 196L124 197L121 196L120 199H124V200H122V201L120 200V202H119L118 199L115 200L116 202L113 205L115 206L116 204H118V206H115L116 210L114 209V211H113V209L111 207L112 213L117 211L118 207L121 210L120 211L118 210L119 213L115 212V214L114 213L110 214V212H109V214H108V221H111L109 223V225H110V227L112 226L111 230L108 232V234L110 236L109 237L110 238V247H109L110 250L108 249L109 250V252H108L109 255L107 254V256H106L107 257L106 260L108 261V263L109 264H113L116 260H120L122 264H124V263L125 264H145L148 256H152L150 254H154V253L156 255L155 258H157L158 257L157 253H159V251H160V249L157 246H160L161 239H159V237H160L159 233H157V235H156L154 232L155 231L159 232L157 230V229L160 228L158 226L159 223H157V221L159 222V218L167 219V220H165L166 221V231H167V233L169 232V235H167V236H168V241H169V243L171 245L173 244L174 247H178V245L183 246L184 244L186 245V243H189L187 245L189 247H193L194 244H195L194 242L197 241L196 238H197V236H198L197 234L199 232L197 228L200 229V227L203 226V222H202V226L200 225L201 221H203V218L201 217V215H200L201 213L199 211L200 208L199 209H195L196 207L193 205V203H195L194 199L193 198H189V196H187V193H186L184 195V197H183V200L185 199L184 202H183V204H185V205H183L184 207L181 208V207L178 206V208L177 207L172 208L171 206H172V204H174V202L175 203H179L180 202L179 204L182 206V199L176 198L177 199L176 200L173 196H170V192H169L168 188H164L163 187L160 190V192H159V200L161 202H163V199H166L165 200L166 203L163 202L164 206H162V204H157V207L159 206V208L153 207L151 205L150 207H152V210H149L150 207L147 206L149 204L147 199L145 198L146 201H144L145 200L144 197H146V196H144V195H146L144 193L145 189H144V191L140 190V187H142L141 184L144 182V181L142 182L143 178H141L140 176H142V177H144V176H143L142 170L138 169L144 163V161H143V156L144 155L141 157L140 153L138 152V150H135V153H133L134 150L132 151V146H131V152L129 151L130 149H128V153L130 152V154L128 155V153L126 152V149L129 146L127 145L126 149L124 147L125 150L123 151L120 148ZM168 146H165V147H168ZM258 146H259L258 149H259V154H260L259 155L260 162H259V165H258V171L260 173V178L264 181V160H263V155H264V137L261 139V142L258 144ZM24 147H26L27 150H26V148L25 149L22 148L24 150L20 149V153H19V150H18V156H19V154H20V156H22V154L24 153L23 154L24 157L22 156V158L20 160L25 158V154H28V151H32V148H29V145L25 144ZM23 151H25V152H23ZM136 151H137V154H136ZM29 153H31V152H29ZM116 153H114V154H116ZM134 154L137 155V157H136L137 159L133 158V157H135ZM138 154H139V157H138ZM228 154L230 155V157L232 156L229 152H228ZM7 155L9 156V154H7ZM111 155H113V154H111ZM28 156H29V158L31 157L30 155H28ZM26 157H27V155H26ZM110 157H113L114 160H117V162H116L117 164L119 162L122 163L125 158H127V160L129 162L126 161V159H125L124 162H123V165L120 163L121 166H123L124 168L123 167H122V169L120 168L118 170V172L117 171L113 172V168L111 167V164H112V162H115V161L113 160V158H110ZM185 157L183 156L182 158L179 159L180 161H176V163L181 165V167L183 169V176L181 178H182V180L186 181V179L189 180L190 171L193 168L196 169V166L193 167V165L191 163V157H189V156L186 157V158ZM93 158H90L89 161L88 160L87 161L89 163H99V160H97L95 158L93 159ZM128 158L131 159V160H129ZM141 158H142V160H141ZM135 159H136V161H134ZM26 160H28V157H27ZM41 160H38V161H41ZM139 160H140V162H137ZM145 160H147V162H149L148 158H146ZM232 160H233V158H232ZM42 161H41L42 165L44 164L46 166L48 164L47 162H45L46 161L45 159L42 160ZM58 162H60L61 164H58ZM171 163H172L171 161L166 160L164 162L163 169H162L161 178H162V180L167 181V182H169V180L178 179V177L180 176V175L178 176V174L174 175V176L172 175L173 172H172V167H171L172 164ZM120 164H119V166H120ZM177 164H174V166H177ZM137 166H138V168H137ZM136 169H138L137 174L135 173ZM140 169H142V167ZM110 170H111V174H110ZM218 172H221V173L223 172L224 173L225 169L221 168L220 171H218ZM218 172H216V173L219 174ZM124 173H122V174H124ZM1 174H2V170H0V175ZM119 175H120V177H119ZM221 175L218 176V175L215 174V176H214L215 183L220 180L219 177L221 178ZM117 176L119 177V179H118ZM171 176L174 177V178L170 179ZM116 177H117V179H116ZM107 178L110 179L111 182L108 181ZM112 178H115L114 181H116L117 184H115L113 182ZM74 179H76V180H74ZM139 179H141L140 182H139ZM204 179H205V177H204ZM73 180L76 181L75 182L76 184H74ZM88 180H91V181H88ZM203 180H200V181H202L201 183H203L204 181H205L204 183H206L207 178L204 181ZM90 182H92L93 184L90 183ZM121 183H124V182H121ZM69 184H71V185H69ZM83 184L86 185V186H84ZM122 185H121V189L123 187ZM66 187H68V188H66ZM210 187L211 186L205 187V189L208 190V189H210ZM118 189H120V188H118ZM84 190H81V191L83 193H85L86 191L84 192ZM34 191H36V190H34ZM34 191L33 190L31 191V193H30L31 197L29 196L26 199H24V198L21 199L22 201L20 200V204H22V205H20V207H22V208H27L28 207V209H29L30 207L33 206V204L34 205L35 204H37V205L41 204L40 203L41 200L38 199L37 197H34L35 196V195H33ZM65 191L66 192L69 191L68 193H66L67 195L65 194ZM91 191H92V193H91ZM79 192H80V189H79ZM38 193H39V191H38ZM117 193L119 194V192H117ZM100 195H102V194H100ZM188 195H190V194H188ZM140 196H141L142 199L140 198ZM190 197H192V196H190ZM196 200H198V199H196ZM141 201H142V203H141ZM108 202H109V206H108ZM145 203H148V204L146 205ZM150 203L153 204L152 202H150ZM142 205H143V207H142ZM153 205L155 206L156 204H153ZM195 205H196V203H195ZM144 206H145V208L148 207L147 209L149 210V212L147 211V209L144 208ZM160 206H162V207H160ZM192 208H194L196 210L195 211L193 209L197 216L194 215L195 213H194L193 210H191ZM111 209H110V211H111ZM142 209H143V211L145 209L146 210L145 213H147L146 216L148 215L147 218L144 217L146 221L143 218L144 213H143ZM170 209H172V210H170ZM210 209H212V212L214 211L213 208H210ZM151 211H152V213L148 214ZM187 211L191 212V213H189V216L187 215V213H188ZM192 211H193V213H192ZM263 213H264V190L262 192L261 198L256 200V201H254L252 203V205H251V217L248 219V221H246L247 223H245V227H246L245 228L246 230L244 229V232H245L244 236L246 237L245 256L252 261L251 264H258V263L256 261V256L254 254V251L251 248V242H250V240L247 241V238L249 239L250 236L253 237V238L256 237L255 235L256 234L258 235L257 232L264 233V219L261 222V220H262L261 218H262V216H264ZM152 214L155 217L152 216ZM114 215H116V216L113 217ZM149 215H151L152 217L151 216L149 217ZM9 216L10 215H8V218H9ZM198 216L200 218H202V220H200V222H199L200 218ZM152 218H153L154 221L152 220ZM10 219H8V220H10ZM58 219H59V221H58ZM98 220H99V218H98ZM148 220L150 221L151 224L148 222ZM184 220H186V221H184ZM238 221L239 220H237L236 222H238ZM152 223L154 224L153 225V229H151L152 228V226H151ZM113 224H115L116 227L118 226L117 227L118 229L115 227V229L112 230V228H114V226H115V225L113 226ZM148 224H150V226ZM258 225H261V228L259 229L260 231L259 230L255 231V228H257ZM146 226H148V227H146ZM55 228L57 229L58 227H55ZM97 229L96 230L93 229V231L97 232ZM196 229H197V232H196ZM248 230H249V232H248ZM180 232H181V234H180ZM170 233L171 234L173 233V234L170 235ZM86 234H87V228L85 227L84 230H82L81 235L84 236ZM155 235H156V237H155ZM193 235H194V237H193ZM233 235L234 234H232L231 238H233ZM247 235H249V236H247ZM169 236H171L172 239H170ZM178 236H179V238H178ZM72 237L73 236H71L70 239H68L69 241H68V243L66 245V249H67L66 251L69 252L68 254H66V251H64V247L65 246L63 244H60V245H58V246H56V247H54L52 249L44 248V250L41 253H38V254L35 255L34 264H79L78 263V261H79L78 259H80L79 258L80 257V253L77 251V249L81 245H79L80 243L77 242L74 237L73 238ZM186 237H187V239H186ZM154 238H155V240H154V242H152ZM156 239H157V241H156ZM92 240H94V239H92ZM170 240H171V242H170ZM178 240H180V241H178ZM91 241H90V243H91ZM176 242H177L178 245L176 244ZM151 243H152V245H151ZM153 243H155V244H153ZM175 244H176V246H175ZM144 246H145V248H144ZM88 247L90 249V246H88ZM95 247L97 248L96 244L94 246L93 243H91V251L89 250V252L90 253L92 252L91 253L92 255H93V253L98 251L97 250L98 248L96 249ZM138 247H139V249H138ZM140 247H141L142 250H140ZM147 247H148V249H147ZM151 248H153V249H151ZM144 249H145V251H143ZM73 250H74V252L71 253V251H73ZM147 250H149V254L147 253L148 252ZM150 251H151V253H150ZM140 252L141 253L145 252V254L147 253L148 255L146 254V257H145V254L142 253V257H141L140 256V254H141ZM56 254H57V256L60 255V254H63V255H60L61 256V257H59L60 260L57 257H55ZM44 257H46L45 260H43ZM96 257L98 259V252H97V256H95L94 258L96 259ZM193 257L194 256L192 255L191 256L192 261L194 259ZM103 258L105 259V257H103ZM142 258L145 259V260H143ZM181 258L182 257H180V259ZM91 259H92L91 261L93 262L92 264H94V263L97 264V262H99L97 259L93 260V257ZM113 259L115 261H113ZM111 260H112L113 263L111 262ZM149 260H151V259H149ZM149 260H148V262H149ZM154 260H156V259H154ZM226 260H230V258L226 257L225 261Z\"/></svg>",
    "mask_w": 264,
    "mask_h": 264
},
{
    "label": "flooded vegetation",
    "instance_id": "af4514ba",
    "mask_svg": "<svg viewBox=\"0 0 264 264\" xmlns=\"http://www.w3.org/2000/svg\"><path fill=\"white\" fill-rule=\"evenodd\" d=\"M55 210H56V208H55Z\"/></svg>",
    "mask_w": 264,
    "mask_h": 264
}]
</instances>
